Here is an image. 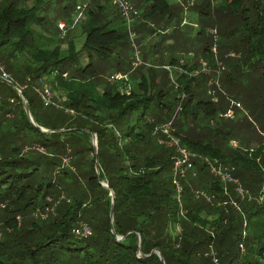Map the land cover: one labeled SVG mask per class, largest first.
I'll use <instances>...</instances> for the list:
<instances>
[{
  "label": "trees",
  "instance_id": "obj_1",
  "mask_svg": "<svg viewBox=\"0 0 264 264\" xmlns=\"http://www.w3.org/2000/svg\"><path fill=\"white\" fill-rule=\"evenodd\" d=\"M46 1L36 0L29 7L22 5V0H0V63L8 73H14L12 81L22 87L36 123L45 129L64 130L48 134L35 128L23 97L0 79V85L13 90L8 98L0 94V264H163L158 253L151 255L155 250L161 251L165 264H215L207 255L213 247L219 264H264V146L260 144L252 152L232 151L205 140L208 130L202 121L211 116L213 120L221 112L211 101L193 105V83L202 73L199 60L181 64L174 102L165 101L166 93L157 86L155 76L150 86L141 79L140 90L122 94L121 83L99 82L92 61L97 52L123 50L116 44L129 41L125 26L109 28V22H100V10L94 12L89 4L86 18L79 22L86 23L81 50H87L90 59L83 66L81 50L77 52L73 42L68 50L55 39L45 46L48 39L33 28L46 24L38 6ZM71 1L68 6L76 8L75 0ZM144 4L143 14L134 6L139 13L135 19L142 20L138 29L134 23L135 31H148V20L178 30L184 12L180 4L169 0H144ZM213 6L204 0L197 7L200 25L216 28L220 50L224 49L222 58L212 52V45L203 50L212 56L204 60L213 70L225 67L219 87L216 79L210 88L217 95L223 80L228 107L243 102L264 115V0H221L220 6ZM118 15L115 20L121 18ZM157 30L152 33L169 38L161 28ZM201 33L199 29L196 35ZM17 52L24 60L20 65L14 59ZM171 65H180V61L177 64L174 59ZM43 77L58 94L55 101L75 111L71 115L53 108L50 118L61 119V125H46L27 95L30 88L39 87L35 95L41 106L48 108L41 97ZM182 94L185 99L180 101ZM11 98L17 105L10 103ZM9 113L14 114L13 119L7 117ZM173 118L175 135L182 144L203 157L236 166L235 176L248 194L237 196L231 186V194L226 195L224 183L199 159L179 180L184 188L179 201L172 170L174 150L160 143L166 139L163 132L155 133ZM232 122L229 127L219 123L224 129L219 135L228 142L232 134L225 130L237 125ZM18 134L28 139L22 141ZM92 136L98 139V171ZM247 142L243 146H248ZM196 191H203L210 200L197 198ZM46 208L54 209L46 219L33 216ZM82 222L92 229L88 238H79L74 232Z\"/></svg>",
  "mask_w": 264,
  "mask_h": 264
},
{
  "label": "rangeland",
  "instance_id": "obj_2",
  "mask_svg": "<svg viewBox=\"0 0 264 264\" xmlns=\"http://www.w3.org/2000/svg\"><path fill=\"white\" fill-rule=\"evenodd\" d=\"M50 1L48 2V0H47L45 4L44 3H42L40 5L38 4V6L40 7L39 16L44 17V19H46V24L45 25L35 24L33 26V28L36 30L37 33H40L39 29H41V30H44L42 32H51L54 36H58V34H59V36L56 39L57 40L56 42L58 44H60L62 49H64V50H66V49L68 50L69 43L73 42L75 45L76 51H80L81 49H83V46L85 43V36L82 33H84L83 29L85 28L86 23H84V22L78 23V14L74 13V10L76 8L74 7V5H72L71 8L68 6L69 3H72L71 0H55L54 2H53V0L51 2ZM101 1L105 3V7H103L102 10H100L96 6V5H100ZM129 1H131L134 4L133 6H135L137 8V10H140V12H142V14H143V12L145 11L144 0H129ZM169 1L171 3L180 4L179 6L184 10V12L180 16L182 21H181V24H180V27L178 28V30L176 31V28L173 26L174 28H171L165 32V33L169 34V37H173V38L163 39V38H159L158 36H152V37H150L149 40H144L145 32L140 36L138 34V32L136 31L137 32L136 43L139 46V49H137V52L139 54L140 63L138 64V62H137V59L135 57L136 51H135L134 47L131 46L130 40L129 41H122V42L116 44L117 47H121L123 49L118 55L115 54V50L113 48L111 50L104 51V53L102 55L104 59H102L101 57L93 58V61H92L93 68H94L93 73L95 74V76L97 77L99 82L101 81L103 84H106V81L110 82L109 79L112 76H115V73L118 72V70H120V68H118V65H121V63H122L124 70L128 71L130 74L131 83L125 84L123 82V84L121 86H119V91H121L122 94L129 95L131 92V89H132V85L137 84L136 79L141 80L143 71L149 70V68L153 67V68H155L154 73H156L157 76H160V73H161L160 78L158 77L159 82H157L158 83L157 86H160V88H162L165 91V93H166V95L164 97L165 101L174 102L176 96H178L177 89L179 87L178 86L179 84H178V78L177 77H178L179 72H176V70H172L173 75L171 76L170 72H166L165 70H159L160 69L159 66L161 64L168 61L169 58H170V60L172 58H175L177 60V64H179V61L182 60L185 65H189L191 62L195 63L198 60H199V62H201L202 60L203 61H205V60L209 61L212 58V56L210 55L209 52L205 53V54L203 52L206 45H208V46L212 45V47H213L212 52L214 54H216V53L219 55L221 54V58L224 57L223 47L220 50V44H219L220 38H219V35L217 37V34H218L217 29L216 28L211 29L210 27H208L204 24L200 25L199 12H198L197 7L204 0H169ZM75 2H76L75 6H77V4L82 5L84 3L87 5V8H88V5L90 4V7L92 8V10L94 12L97 9L98 11L99 10L102 11L104 14H107L110 16L115 15L118 17L117 13L119 11L114 5H112L111 0H75ZM210 2L214 5L213 7L220 6V4H221V0H210ZM6 3L8 4L10 2L8 1ZM35 4H36V0H22V5H24V6L30 7V6H33ZM66 6H68L67 10L63 11V8H65ZM60 20H63V21H60ZM118 20L119 21L116 22L117 27L122 28L123 26H125V29L127 32L126 23L121 18H119ZM70 21H71V23L73 21L72 25L69 24ZM141 21L142 20H140V19L139 20L138 19L133 20V25H134V23H137L136 29H138L140 27ZM60 22H63L66 25L65 33L63 31H61L60 28H57V23L59 24ZM152 23H154V25H151ZM148 24H150V27L147 30L150 33H152L153 30L156 31L157 28L162 27V25H159V21L148 20ZM199 29L202 30V33L200 35H196V32H198ZM59 31H60V33H59ZM75 31H76V34L78 36L81 34L82 37L81 38L80 37H76V38L73 37L72 38V34L70 35V33L73 32V35H74ZM68 32H69V34H68ZM157 32H158V30H157ZM41 35H43V34H41ZM128 35H129V33H127V36ZM43 36H45V35H43ZM46 38L48 39V41L47 40L44 41L43 44L45 46H47V45L49 46L50 45L49 40H52V39L54 40V38H50V37H46ZM128 39H129V37H128ZM160 39L163 41L159 42ZM216 43H217V48L215 47ZM172 44H173V46L170 47L169 45H172ZM218 44H219V47H218ZM52 45H53V43H52ZM149 45L154 46V48L152 47L153 50H156V52H158L157 58H150L149 57V53H152L148 50V48L150 47ZM53 46H50V47H53ZM214 48H216V53L214 52L215 51ZM81 52L82 53H81V55H79V58L81 57L82 63L86 64L88 56H89L88 51L87 50H84V51L81 50ZM96 54H98V53H96ZM155 54H156L155 52L152 53V55H155ZM168 54H169V57L167 58L166 55H168ZM14 55L16 56L14 58L16 63H18L20 65L24 61L21 57L22 55L19 54L18 52L14 53ZM231 56H234V54H231ZM129 57L131 58L130 62H129ZM130 64H131V66H130ZM126 65H127V67H126ZM154 65H157V67H155ZM180 66H181V62H180ZM4 67H5V65H4ZM201 67H202V64H201ZM4 70H5L6 74L8 75V80L12 81V79H15V77L12 75V74H14L13 72H12V74H10V73H8V71H6V69H4ZM186 71H188V69H186ZM0 72L3 74V72L1 70H0ZM190 77H191V75H190ZM216 79H217V77H216L215 73L202 72L201 75L197 79H195V81L193 83L194 92L196 93V97L193 100L194 101L193 105H195L198 101H202V102H210L211 101L212 103L215 104L214 108L218 109V112H221L219 114V117L216 115L215 119H213V120H212L213 117L211 116V117H207L208 121H202L203 126H205L206 129L208 130L207 134H205V136H204L205 140L206 141L208 140V141L214 143L215 145L222 146L221 148L224 150H232V151L235 149H240L243 151L248 150L249 152H252L256 148H258L260 144H262V146H264V133H263L264 132V115L259 114L258 109L254 105L243 103V102H237L236 101V104L240 103V105L239 106L235 105L233 107L234 116H233V118H230V120L237 122V125H235L234 130L230 129V128H227L225 130L228 133L231 131L232 135H231L230 139H232V140L230 142H228L227 140L224 139L223 135H219V131L220 132L224 131V129L221 128L219 123L222 124L224 127H229V126L233 125L234 123L230 120H227L225 117V114H226L227 110L230 108V106L228 107V101L227 100H229V98L227 96V93L225 92L226 88L224 86V81L222 80L223 87H222L221 91L217 92V95L214 94V97H212L209 93V91H215L214 89H211L210 86L213 85V83ZM41 82H42L41 91H42V89H46L50 93L53 94L55 99H56V97H57V99L59 98L58 94L51 90L52 83H51V85H50V83H47L46 77H43ZM110 83H112V82H110ZM118 83H120V82H118ZM14 84L20 90L22 89V87H19L16 83H14ZM26 85L31 86L30 81H27ZM216 85L219 87L218 84H216ZM10 87L12 89L14 88L13 90L16 89L13 86H10ZM11 88L9 89L8 87H6L4 85H0V91H1L0 94L2 95L3 98H8L10 95H12L13 90H11ZM23 88H26V87H23ZM38 88L39 87H37V89ZM36 90L34 88H30L29 91L27 92V95L29 97L33 98L34 102L36 103L37 108L41 112L40 115L42 116L43 120L47 121L46 125H48V126L61 125V123H62L61 119L56 118L55 120H53L50 118V113L53 110V108L57 109L59 111L65 110V112L68 111L69 114L74 115L75 111L66 109V106L64 104H62V105L61 104H58V105H54V104L51 105L50 104L48 106V108L42 107L40 104V101L38 100V98L35 95V94H37ZM16 91L20 95V93L17 89H16ZM24 96H23V99L25 98ZM182 96H183V94L180 97H182ZM63 98H66V97H63ZM184 99H185V97L182 100L180 99V101H183ZM14 100H15V102H14ZM64 102L66 103L67 99L64 100ZM10 103L13 105H17L18 102L16 101V99L11 98ZM18 106L20 107V105H18ZM24 107H25V105H24ZM227 107H228V109H227ZM149 112L150 111L147 112V119L151 120L152 118L150 117ZM11 113H9L7 115V117L11 116L12 117L11 119H13L14 114H11ZM209 121H211V122H209ZM18 137L22 141H24L25 139H28V137L25 134L24 135L18 134ZM95 139H96L95 136H92V138H91L92 145L94 144ZM22 141H20L19 144ZM244 141H248L246 143V144H248V146H246V145L243 146ZM185 147H187V146H185ZM190 151L192 153H195L192 150H190ZM197 160H199V159H197ZM218 162H219L218 164H221L222 167L228 168L231 171L233 177L237 179V177L235 176L236 172H237L236 166L231 165V164H229V166H228V164L223 163L222 161H219V160H218ZM192 164H193V161H192ZM193 168H194V164L192 165V167L189 170L191 171V169H193ZM238 181H239L238 185L235 184L234 182H229L230 183L229 187L233 186L232 191H234L238 194L241 192L240 189L242 188L244 190V192H247V190H245L243 188V185H242L241 180L239 178H238ZM104 185L108 186L106 182H104ZM226 195H229V193L227 192ZM237 196H239V195H237ZM44 212H45L44 209H38L37 211H35L33 213V216L41 217V216H43ZM83 223L87 224L86 222H83ZM1 228L2 227L0 225V230H1ZM213 230L214 229H211V230L208 229V231L211 234L214 233ZM245 236H246V232L243 233V237H245ZM207 255L212 258V260L215 262V264L220 263L217 259L218 257H217V254L215 253L214 247L212 249V252L208 253ZM207 255H205V256H207ZM261 262L264 263V260H262Z\"/></svg>",
  "mask_w": 264,
  "mask_h": 264
},
{
  "label": "built area",
  "instance_id": "obj_3",
  "mask_svg": "<svg viewBox=\"0 0 264 264\" xmlns=\"http://www.w3.org/2000/svg\"><path fill=\"white\" fill-rule=\"evenodd\" d=\"M112 5H114L119 13L121 18L123 19V21L126 23V28H127V32L129 33V40L131 42V46L134 47L135 49V57L137 59L138 64L140 63V59H139V54L137 52V49H139V46L136 43V39H137V32L133 29V20L139 15L138 11L136 10V8H134V6L129 2V0H111ZM87 11V5L86 4H82V5H77L76 9H75V13L78 14V23L82 20H84L85 17V12ZM75 22V21H74ZM76 23V22H75ZM59 28L61 31H63L65 33V28L66 25L63 22L59 23ZM217 48V45L215 46ZM216 48L215 49V53H216ZM140 51V50H139ZM217 54V53H216ZM202 64V70L201 72H209V73H216L217 74V81L216 84L219 85V77L222 74V71L225 70L224 66H220L219 70H213L206 61H201L200 62ZM221 65V64H220ZM4 66L0 63V70L3 72L2 77H4L5 79H8V75L6 74L5 70H4ZM167 69H170V67H167ZM183 72V70H182ZM67 74H65L64 76H66ZM110 82L112 83H117V82H124L125 84L129 83V77L127 74H116L115 76H112L109 79ZM214 84V83H213ZM209 93L214 94V92L209 91ZM41 97L43 100V103L45 106H49L51 105H58L59 101H55V97L53 96L52 93H50L48 90H44L41 93ZM184 98V95L181 97V100ZM64 100H66V98H63ZM62 99V101H64ZM235 105L239 106V104L237 103H232V107H234ZM230 108L229 110H227L225 117L226 118H233L234 116V110L233 108ZM181 107H179V109L177 111H180ZM174 118L169 121L166 125H163L161 128H157L156 132H163L164 135L166 136V139H160V143L161 144H166L169 147H172V149L174 150V157H173V174H174V183L176 184V191L178 194V199L179 201L181 200L182 194H183V186L180 184L179 180L182 179L183 177H185V175L188 173L189 169L192 167V161L196 160V159H201L208 167L210 172L217 178L220 179L221 182H223L225 185L226 184H230L229 182H234L235 184H239L238 178H234L231 171L226 168V167H222L221 164H218V159H208L206 157H203L202 155H199L197 153H192L187 147H185L182 142L180 141L179 138H177V136L175 135V128H174ZM229 166V165H228ZM241 192L238 193L239 196H241L242 198L248 194L247 192H244V190L241 188L240 189ZM238 192V191H237ZM227 194V191L225 192ZM201 196H203L204 198H206L208 201L210 200V197H207V195L203 192V191H197L196 192V197L200 198ZM234 205L236 206V203H234ZM4 207V206H2ZM52 211H54V209H49L46 208L44 214H43V218L46 219L49 215V213H51ZM89 225V224H88ZM87 224L85 223H81L80 226L78 228L75 229V234L79 237V238H88L92 235V229L91 227H89ZM2 234L0 233V239H1ZM242 250H244V246L243 244L240 245Z\"/></svg>",
  "mask_w": 264,
  "mask_h": 264
},
{
  "label": "crops",
  "instance_id": "obj_4",
  "mask_svg": "<svg viewBox=\"0 0 264 264\" xmlns=\"http://www.w3.org/2000/svg\"><path fill=\"white\" fill-rule=\"evenodd\" d=\"M97 6V5H96ZM100 6H102V7H105V3L104 2H100ZM101 10V9H100ZM99 14H100V22H102V23H104V24H107L108 22H109V24H108V27L109 28H111V29H116V28H119V27H117V24H116V22L117 21H119V20H115L116 19V17L117 16H110V15H107V14H104L102 11H100L99 12ZM117 15H118V13H117ZM118 17H119V15H118ZM60 21H63V20H60ZM149 26H147L148 28L150 27V24H148ZM151 25H154V23H152ZM57 28H59V24L57 23ZM144 27L142 26V29H143ZM171 28H174L173 26H167V27H161V29H162V33L164 34V36L165 35H169V34H167V33H165L167 30H169V29H171ZM75 29V28H74ZM73 29V30H74ZM59 30V29H58ZM157 30V29H156ZM39 31H40V33L41 34H43V35H45L46 37H50V38H54L55 40L57 39V37L59 36V34H58V36H54L51 32H42V31H44V30H41V29H39ZM84 32V31H83ZM138 33H139V35L141 36L144 32H145V38H144V40H149L150 39V37H152V36H158L159 37V35L157 34V33H155V34H152L151 35V33L149 32V31H137ZM59 33H60V31H59ZM75 34L73 35V32L72 33H70V35L72 34V38L74 37V38H76V37H82V35L80 34L79 36L76 34V31L74 32ZM68 34H69V32H68ZM82 34H84V33H82ZM171 35V34H170ZM84 36H85V34H84ZM170 39L171 38H173V37H169ZM150 46V45H149ZM170 47H172L173 46V44L172 45H169ZM108 50H111V49H108ZM148 50L150 51V52H152V53H156L155 55H152V53H149V57L150 58H157L158 57V52H156V50H153V48H148ZM104 51H107V50H104ZM78 52V51H77ZM81 51H80V55H81ZM98 53V52H97ZM119 54L120 52L118 51H115V54ZM100 53H98V54H94V56H93V58H96V57H100L101 56V58H103V54H101V55H99ZM117 54V55H118ZM166 57L168 58L169 57V54L168 55H166ZM192 58V57H191ZM175 58H172L171 60H170V58H169V60L168 61H166V62H164L161 66H159L160 67V69L159 70H165L166 72H170V74H171V76L173 75V71L172 70H176V72H181L182 71V67L180 66V65H177V66H173V65H171V61L172 60H174ZM131 61V58L129 57V62ZM120 62V61H119ZM181 62V64L183 63V61L181 60L180 61ZM81 63H82V60H81ZM90 63V59H89V56H88V59H87V63L86 64H83L82 63V65L83 66H86V65H88ZM194 62H191L190 63V65L191 64H193ZM128 65V64H127ZM127 65H126V67H127ZM153 65V64H152ZM155 67H157V65H154ZM167 67H170V69H167ZM119 68V67H118ZM151 68H153V67H151ZM154 70L155 69H153L152 71L151 70H144L143 71V74H142V79H145L146 81H147V84L150 86L151 85V77L152 76H155V77H157V82H159V79H158V77L160 78V76H161V73H160V76H157V74L156 73H154ZM134 72V71H133ZM151 73H153V74H151ZM116 74H127L128 75V77H129V83H131V80H130V74H129V72L128 71H125L124 70V67H123V65H122V63H121V65H120V70H118V72H116L115 73V75ZM137 80V84H133L132 85V89H131V91L133 90V89H135V90H140L139 89V87H138V85L141 83V80L140 79H136ZM121 84H123L122 82H120ZM119 83V84H120ZM197 160V159H196ZM196 160H194L193 161V163L196 161ZM224 186V190H225V192L227 191L229 194H231L230 193V190H229V184H224L223 185ZM229 196V195H228ZM208 201V200H207ZM178 231L180 232L181 231V228L180 227H178Z\"/></svg>",
  "mask_w": 264,
  "mask_h": 264
},
{
  "label": "water",
  "instance_id": "obj_5",
  "mask_svg": "<svg viewBox=\"0 0 264 264\" xmlns=\"http://www.w3.org/2000/svg\"><path fill=\"white\" fill-rule=\"evenodd\" d=\"M0 79L3 80V81H5L6 83L10 84L11 86L15 87V88L19 91L21 97L24 96V95H23V92H22V91H21V90H20V89H19V88H18V87L12 82V81H10V80H8V79H5V78L2 77V76L0 77ZM24 104H25V110H26L27 116H28V118H29V121H30V123H31L35 128H37L38 130H40V131H42V132H44V133H48V134H52V133H61V132L64 131V130H49V129H45V128L41 127L40 125H38V124L36 123V121H35V119H34L32 113H31V110H30V107H29V105H28V102H27V100H25V99H24ZM95 138H96V139H95V141H94L93 147H94V150H95V157H96V165H95V167H96V170L98 171V170H99V162H98V139H97L96 136H95ZM104 187L108 188V186H105V185H104ZM113 204H114V198H113ZM114 212H115V209H114V206H113L112 209H111V213H110V218H111L112 222H113V219H114ZM112 232L114 233L113 230H112ZM117 239H118V240H122V239H124V237H117ZM138 245H139V246L141 245V238H140V236H138ZM155 253H158V255H159V257H160L162 263L165 264V260H164V257H163V255H162L161 251H159V250H155V251H153V252L151 253V255H152V254H155ZM140 255H142V253H140ZM151 255H150V256H151Z\"/></svg>",
  "mask_w": 264,
  "mask_h": 264
}]
</instances>
